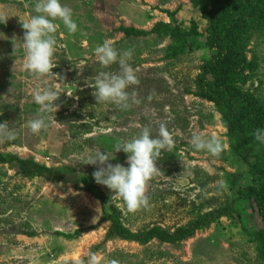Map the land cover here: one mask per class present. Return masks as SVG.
Here are the masks:
<instances>
[{
    "label": "rangeland",
    "instance_id": "374dc122",
    "mask_svg": "<svg viewBox=\"0 0 264 264\" xmlns=\"http://www.w3.org/2000/svg\"><path fill=\"white\" fill-rule=\"evenodd\" d=\"M228 0H62L78 25L69 33L57 20L52 74L38 79L24 68L21 20L32 15L34 0H0V123L16 139L0 143L7 161L0 162V264H87L96 253L101 264H264L253 232L263 221L253 201L239 196L250 183L248 165L235 154V141L221 109L201 96L203 68L216 53L213 19ZM262 1V0H260ZM260 7L264 10V5ZM253 8L242 33L248 66L237 85L264 107V14ZM148 35H127L125 28ZM105 39L118 52L131 50L129 63L139 83L127 91L140 101L127 109L97 104L94 82L100 71L118 72L96 63L94 49ZM211 75L206 82L212 81ZM45 82L58 89L52 125L39 134L27 122L38 118L31 91ZM233 111V110H231ZM232 118H247L244 109ZM165 124L173 148L156 161L161 170L147 185L149 205L129 212L123 200L98 184L88 164L90 154L106 150L109 162L128 166L127 154L114 152L119 139H131L144 127L155 136ZM193 132L220 138L226 150L218 158L195 150ZM11 156L33 159L54 170L52 176L24 177ZM111 197L123 223L133 231L160 225L169 232L215 213L190 238L178 243L153 239L146 244L107 238L111 227L102 219L110 210L93 194L77 190L82 178ZM224 181L223 189L217 187ZM108 210V212H107ZM95 219L96 222H93ZM30 234V235H29ZM65 234L74 235L66 237Z\"/></svg>",
    "mask_w": 264,
    "mask_h": 264
},
{
    "label": "clouds",
    "instance_id": "9594fccd",
    "mask_svg": "<svg viewBox=\"0 0 264 264\" xmlns=\"http://www.w3.org/2000/svg\"><path fill=\"white\" fill-rule=\"evenodd\" d=\"M33 12L35 14L27 21L21 20L22 28L25 30L21 44L19 46L13 44L14 51L17 47L23 50L24 68L36 78L42 79L53 73V57L57 47L55 22L61 21L69 33H75L78 25L73 19L72 9L64 5L62 0H34ZM7 19L0 16V23L6 24ZM94 56L96 63L103 68L113 64L119 65L118 72L100 71L95 76L94 82L88 84L94 89L93 95L97 104L111 103L120 109H127L131 104H138L140 101L135 94L127 91L131 85L139 83L136 70L129 63L132 57L131 50L118 52L114 49L112 42L105 39L94 49ZM58 91L46 82L43 87L37 85L31 91L33 102L39 106L38 118L27 122L31 133L39 134L52 125L53 121L49 114L57 111L59 107L56 103L60 97ZM254 136L259 144L264 145V128H257ZM15 139V129L6 122L0 123V143ZM189 143L195 150L207 152L213 158L220 157L226 150V145L220 138L203 132H193ZM173 144V137L167 126L162 123L155 136L149 128L144 127L138 136L131 139H119L113 145L115 153L123 151L127 154V167L110 163L113 157L106 150L90 154L87 163L98 166L93 173L95 181L119 196L129 212H135L140 207L149 205L148 182L161 173L156 161L164 153L170 152ZM217 187L223 189L224 181H218ZM93 222H96L95 219ZM76 264L81 262L77 261ZM87 264H101V261L93 252L88 254ZM111 264H118V262L113 260Z\"/></svg>",
    "mask_w": 264,
    "mask_h": 264
},
{
    "label": "trees",
    "instance_id": "16d2710c",
    "mask_svg": "<svg viewBox=\"0 0 264 264\" xmlns=\"http://www.w3.org/2000/svg\"><path fill=\"white\" fill-rule=\"evenodd\" d=\"M261 5H264V0H228L225 6L216 11L213 19V25L216 26L213 45L218 48V53L214 54L203 68L205 92L201 96L213 101L221 109L226 125L235 141L233 146L235 154L248 165L250 183L240 188L239 196L253 201L262 218L263 227L253 232V235L259 241L260 248L264 253V145L259 144L254 136L257 128H264V107L236 83L237 77L243 74L248 66L242 45V33L249 27V19L245 17L252 14L250 11L253 8L263 10ZM258 18L263 21L264 14H259ZM124 30L130 36H142L150 33L134 27ZM209 75L213 80L206 82V77ZM239 109H244L250 115L241 120L233 119L232 116L235 114L233 112ZM4 161H7V158L0 152V162ZM10 161L19 163L20 174L24 177L52 176L55 178L52 168L33 159L23 160L17 156H11ZM75 188L93 194L104 206L108 207L106 209L110 210V213L102 218L111 222L107 238L120 237L140 244H146L153 239L178 243L192 237L196 230L203 228L206 224L208 226L209 217L212 214L223 212V210H219L204 215L186 226L178 227L172 233L160 225L133 231L123 223L120 211L111 197L93 185L88 178L83 177L81 184H75ZM65 236L73 237L74 235L65 234Z\"/></svg>",
    "mask_w": 264,
    "mask_h": 264
}]
</instances>
